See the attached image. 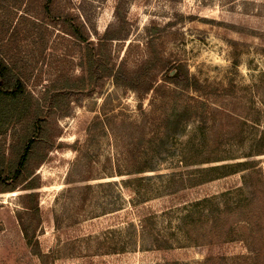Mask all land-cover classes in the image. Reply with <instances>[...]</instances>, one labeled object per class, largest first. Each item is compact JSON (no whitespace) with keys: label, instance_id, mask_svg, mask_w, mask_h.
Wrapping results in <instances>:
<instances>
[{"label":"rangeland","instance_id":"1","mask_svg":"<svg viewBox=\"0 0 264 264\" xmlns=\"http://www.w3.org/2000/svg\"><path fill=\"white\" fill-rule=\"evenodd\" d=\"M60 2L82 17L93 40L106 35L112 56L129 70L150 58L162 85V64L182 62L211 95L181 89L171 95L174 87L166 86L163 98L149 95L141 103L112 79L92 95H69L63 111L47 114L51 148L30 170L36 216L21 203L26 184L0 174V264H155L158 254L92 259L78 249L77 237L123 225L135 187L160 215L187 202L186 223L185 214L172 219L187 246L169 259L264 264V154L253 148L264 132V0ZM41 3L0 0V58L22 74L35 98L58 77L80 73L78 43L43 16ZM186 101L192 105L184 133L171 135V123L158 129L152 119L171 116L175 103L183 110ZM20 119L0 127V171L7 174L23 134ZM206 159L216 162L202 167H234L199 184L195 169ZM145 163L156 171L141 175L148 177L143 183H129L139 176L128 173ZM23 225L35 231L33 247Z\"/></svg>","mask_w":264,"mask_h":264},{"label":"trees","instance_id":"2","mask_svg":"<svg viewBox=\"0 0 264 264\" xmlns=\"http://www.w3.org/2000/svg\"><path fill=\"white\" fill-rule=\"evenodd\" d=\"M41 9L47 20L61 25L63 31L78 43L81 51L79 58L80 73L68 78L58 77L56 83L46 86L44 94L37 98L31 94L22 74L0 58V127L5 123H16L21 120L20 118L24 123L22 125V137L12 147L13 160L9 166L11 170H8L9 173L7 174L2 169L0 174L8 175L20 181V183L26 184L24 190L27 192L21 197V203L26 212L32 216L38 214L39 208L37 194L33 192L35 187L33 182L29 181L32 174L30 170L34 162L37 164L44 160L43 156L46 157V152L51 148L48 139L49 134L47 133V114L53 110L63 111L62 108L67 105L69 95L75 94V92L78 94L87 93L88 96L92 95L108 79H112L116 86L125 87L136 92L141 103L149 95H154L157 100L163 98L166 86L174 87L171 95L176 94L177 89H181L183 92L192 91L205 97L211 95L210 86L203 84L201 79L192 74L182 62H175L174 65L168 62L170 67L167 65V61L162 64L164 71L162 75L164 83L162 85H157L155 79L156 69H151L148 66L150 58L141 62L136 69L129 70L126 62H119L112 56L106 35L93 40L89 35L86 22L66 3H62L60 0H42ZM192 99L196 100L194 97H191ZM152 102L153 99L150 103ZM191 105V102L186 101L184 109L180 110L179 103H175L171 116L164 119L162 117L153 118L152 120L154 123H158V129H161L163 124L165 126L171 123L173 127L170 130L171 135L174 137L179 136L186 129L188 109ZM140 108L141 112L146 113L142 105ZM60 114L63 116L65 113ZM147 119L150 122L151 118ZM256 146H258L257 149ZM253 148H255V154H264V132L259 138L255 139ZM1 160L4 161V158L2 159L0 156V167L4 166V163L1 164ZM214 162L216 161L206 159L198 165L199 167L195 169L196 178L198 179L196 182L199 181V184H201L221 178L228 174L225 172L226 170L228 171V169L234 167V165L202 167ZM147 164L137 166L132 173H128L139 176L129 181V183L137 184L148 180V177L141 175L155 172L156 168ZM99 186H102V184H99ZM87 187L93 189L91 185ZM135 188L133 191L135 197L128 202L123 225L109 227L98 234L77 237L79 251L83 254L85 250L86 255L84 256L92 259L106 256H124L129 253L158 254L161 259H156L155 264H185L179 260H171L167 256L177 248L187 246V238L181 237L178 232L179 228L173 227L172 220L177 214H185L183 215V221L186 223L190 217V215H187V202L180 206L167 207L160 215L158 211L148 205L147 199L139 187ZM204 203H206V198L195 201L192 207H201ZM22 231L29 247H33L34 243L37 244L34 230L31 231L23 225ZM85 246L87 247L85 248ZM52 253L54 254V251Z\"/></svg>","mask_w":264,"mask_h":264}]
</instances>
